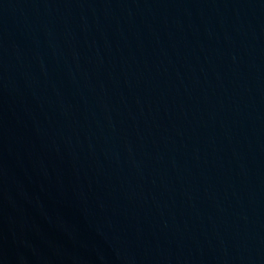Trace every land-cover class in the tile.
<instances>
[{"label": "water", "instance_id": "water-1", "mask_svg": "<svg viewBox=\"0 0 264 264\" xmlns=\"http://www.w3.org/2000/svg\"><path fill=\"white\" fill-rule=\"evenodd\" d=\"M0 264H264V0H0Z\"/></svg>", "mask_w": 264, "mask_h": 264}]
</instances>
